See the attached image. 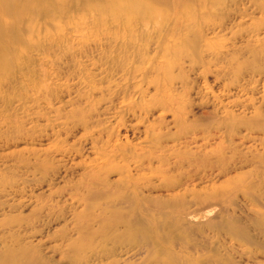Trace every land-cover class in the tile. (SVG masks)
<instances>
[{
    "label": "rangeland",
    "instance_id": "obj_1",
    "mask_svg": "<svg viewBox=\"0 0 264 264\" xmlns=\"http://www.w3.org/2000/svg\"><path fill=\"white\" fill-rule=\"evenodd\" d=\"M167 1L150 19L109 0H0V250L264 264L252 159L264 131L227 124L264 93L252 72L264 0ZM147 235L155 247L135 256Z\"/></svg>",
    "mask_w": 264,
    "mask_h": 264
},
{
    "label": "bare ground",
    "instance_id": "obj_2",
    "mask_svg": "<svg viewBox=\"0 0 264 264\" xmlns=\"http://www.w3.org/2000/svg\"><path fill=\"white\" fill-rule=\"evenodd\" d=\"M110 4L113 6L112 9L114 12L118 11V10H122L123 11H127L129 12V14L131 16H143V17H147L150 19H154V18H158L159 16L162 15V11L161 9L158 8L157 3L158 2H165L167 3V0H109ZM191 0H174V3L176 6H179V8H182L183 11H187L189 4H190ZM170 2V1H169ZM171 10V9H170ZM169 10V11H170ZM167 11V10H166ZM177 14V13H176ZM227 14V13H226ZM195 17V15H194ZM221 20V19H220ZM197 49V48H196ZM233 53V52H232ZM230 54V53H229ZM218 55V54H217ZM232 55V54H231ZM239 55V54H238ZM189 56V55H188ZM226 57V56H225ZM233 57V56H232ZM246 58V57H245ZM236 60V59H235ZM229 61V60H228ZM247 61V60H246ZM239 63V61H238ZM248 63V62H247ZM245 64V63H244ZM263 64V66H262ZM234 66V64H232ZM253 76L255 74H262L264 73V46H255L253 47ZM237 66V65H236ZM240 66V65H239ZM246 66V65H245ZM228 67V66H227ZM225 67V68H227ZM231 68V67H230ZM229 68V69H230ZM239 68V67H238ZM233 70V69H232ZM242 70V69H241ZM228 70H226L227 72ZM223 72V71H221ZM225 72V73H226ZM228 73V72H227ZM244 73V72H243ZM221 74V73H220ZM229 74V73H228ZM240 74V73H239ZM250 74V73H249ZM173 75V74H172ZM230 75V74H229ZM235 75V74H234ZM237 75V74H236ZM241 75V74H240ZM244 75V74H243ZM177 76V75H176ZM226 77V75H224ZM233 76V75H232ZM234 77V76H233ZM243 77V76H242ZM167 78V77H166ZM223 78V77H222ZM228 79V78H227ZM231 79V78H230ZM167 80V79H166ZM177 80V79H176ZM229 80V79H228ZM233 80V79H232ZM258 79H256L257 81ZM227 81V80H226ZM238 81V80H237ZM236 82V81H235ZM167 83V82H166ZM241 84V83H240ZM239 84V85H240ZM234 85V84H233ZM264 85V83H263ZM245 86V83L243 85V87ZM250 86V85H249ZM229 87V85H228ZM262 88V87H261ZM243 90H246V87L242 88ZM231 90V87H230ZM233 90V89H232ZM253 90V89H252ZM261 91V90H260ZM234 94V93H233ZM238 96V95H237ZM175 97V96H174ZM252 98V97H251ZM260 98V97H259ZM166 99V98H164ZM220 99V98H219ZM248 99L247 95L246 97H243V100ZM255 98L253 97V99L250 100V102L253 101V117L251 118H246L245 116H241V115H235L237 113H227V120H229L227 122V124H229L230 126H235L234 124L237 123H243L245 125H248V127H253V132H261L264 131V93L261 96V99L258 101L260 102L259 104H255L254 101ZM221 101V100H220ZM166 102V101H165ZM170 102V101H169ZM239 102V99H234L233 103H235L237 105V103ZM241 104V103H240ZM245 105V104H243ZM263 105V107H262ZM228 106V105H227ZM240 106V105H239ZM235 107V106H234ZM248 108V107H247ZM243 110H245V108H243ZM242 111V110H241ZM256 134V133H255ZM262 135V134H261ZM259 136V139H257V141L259 140V143L264 146V137ZM246 137V136H245ZM259 146V144H258ZM236 147V146H235ZM236 149V148H235ZM102 152V151H101ZM228 153V151H227ZM232 153V152H231ZM236 154V153H234ZM218 155V153H217ZM215 156V154H214ZM213 156V157H214ZM219 156V155H218ZM249 157V155H247ZM100 157V156H99ZM217 157V156H216ZM226 157V156H225ZM224 157V159H225ZM215 158V157H214ZM222 158V157H220ZM223 159V160H224ZM227 159V158H226ZM236 159V158H235ZM253 163L256 162L258 164L260 169H257L256 171V175L253 178V202H256V206H253V210L256 212L257 217V221L256 223L262 225L261 227V231L264 233V153L263 151H254L253 152ZM99 160V159H98ZM214 160V159H213ZM222 160V161H223ZM228 160V159H227ZM234 160V159H233ZM232 160V161H233ZM244 160V159H243ZM250 160V159H249ZM210 161V160H208ZM215 161V160H214ZM221 161V162H222ZM231 161V160H230ZM237 161V160H236ZM225 162V161H224ZM229 162V161H228ZM227 162V163H228ZM235 162V161H234ZM233 162V163H234ZM218 163V162H217ZM226 163V164H227ZM221 164V163H220ZM226 164H225V168H226ZM232 164V163H230ZM45 165V164H44ZM222 166V167H223ZM228 167V166H227ZM227 169V168H226ZM230 169V167H229ZM229 171V170H228ZM246 175V174H245ZM251 176V174H249ZM246 177V176H245ZM249 179V178H248ZM245 180V179H244ZM250 182V181H249ZM248 187V186H247ZM252 187V186H250ZM229 191V190H228ZM249 192V190L247 191ZM100 193V192H99ZM93 194V193H92ZM231 194V192H230ZM245 195V194H244ZM101 198V197H100ZM231 198V197H230ZM89 199V198H88ZM97 199V198H96ZM96 201V200H95ZM96 203V202H95ZM99 204V202H98ZM100 206V205H99ZM103 206V205H102ZM105 208V207H104ZM106 209V208H105ZM223 211V209H222ZM98 212V211H97ZM101 212V211H100ZM99 212V213H100ZM212 213V212H211ZM106 215V214H105ZM110 217V216H109ZM113 217V216H112ZM151 220V219H150ZM228 227L230 229L233 230L232 226L230 227V225H228ZM111 231V230H110ZM108 233V232H107ZM110 238V237H109ZM157 241V239L152 238L150 235H147L143 242L140 243V246L134 251V255L138 257L143 255V253H149L150 252V248L155 247V242ZM18 242V241H17ZM172 243V242H171ZM81 244V243H80ZM79 244V245H80ZM147 250H144L145 247ZM151 246V247H150ZM263 246V245H262ZM17 247V246H15ZM165 251L170 254L172 264H189V261H183V258L176 256L171 249L165 248ZM184 251V250H182ZM196 252V251H195ZM182 253V252H180ZM72 254V253H71ZM81 256V255H80ZM212 256V255H211ZM82 257V256H81ZM21 259H24V261H20ZM41 260V259H40ZM170 260V261H171ZM205 261V260H204ZM48 262V261H47ZM208 262V261H207ZM0 263L2 264H43L39 261V259L33 257V255H30V253L28 252V250L23 249V248H18L15 250H0ZM49 263V262H48ZM111 263V262H110ZM165 263V262H164ZM203 263V262H202ZM112 264V263H111ZM114 264H134V263H128V261L126 259L121 260V261H116Z\"/></svg>",
    "mask_w": 264,
    "mask_h": 264
}]
</instances>
